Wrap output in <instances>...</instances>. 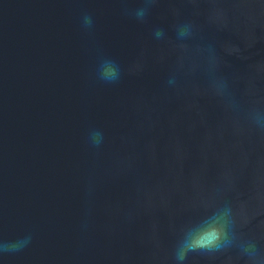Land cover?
Instances as JSON below:
<instances>
[{"label": "water", "instance_id": "water-1", "mask_svg": "<svg viewBox=\"0 0 264 264\" xmlns=\"http://www.w3.org/2000/svg\"><path fill=\"white\" fill-rule=\"evenodd\" d=\"M144 6L0 0V241L32 234L0 264H174L184 226L224 202L264 245L251 116L264 111V0H152L141 21ZM208 44L234 103L210 84ZM101 56L120 64L117 83L97 79ZM187 264L246 262L232 249Z\"/></svg>", "mask_w": 264, "mask_h": 264}, {"label": "clouds", "instance_id": "clouds-1", "mask_svg": "<svg viewBox=\"0 0 264 264\" xmlns=\"http://www.w3.org/2000/svg\"><path fill=\"white\" fill-rule=\"evenodd\" d=\"M152 0H145V6L135 10L136 19L143 20L149 12L147 5ZM94 17L85 13L81 17V27L85 31L94 28ZM154 36L159 39L164 36L162 29H156ZM192 36V25L182 24L177 28V38L184 40ZM208 64V75L211 86L220 96L231 100L229 85L225 78L216 74L215 49L212 44L205 48ZM122 74L120 64L112 57L101 56L96 77L98 80L114 84L117 83ZM175 83L174 78L169 79V84ZM252 120L260 129H264V111H255L251 114ZM89 142L94 147H99L103 142V133L99 130H92L89 133ZM238 221L234 215L230 203L224 202L220 206L209 207L208 211L187 224L181 230L176 241L173 257L174 264H187L190 254L201 253L212 255L235 249L246 264H264V245L254 239H242L238 232ZM32 241V234H25L23 237L12 241H0V254L15 253L23 250Z\"/></svg>", "mask_w": 264, "mask_h": 264}]
</instances>
